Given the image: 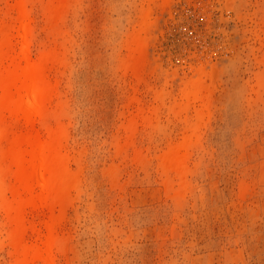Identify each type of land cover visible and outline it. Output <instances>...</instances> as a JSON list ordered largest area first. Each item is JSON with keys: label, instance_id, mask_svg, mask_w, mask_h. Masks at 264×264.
Listing matches in <instances>:
<instances>
[{"label": "rangeland", "instance_id": "obj_1", "mask_svg": "<svg viewBox=\"0 0 264 264\" xmlns=\"http://www.w3.org/2000/svg\"><path fill=\"white\" fill-rule=\"evenodd\" d=\"M143 43L136 47V39ZM0 264H264V0H0ZM48 149L50 185L34 178Z\"/></svg>", "mask_w": 264, "mask_h": 264}, {"label": "bare ground", "instance_id": "obj_2", "mask_svg": "<svg viewBox=\"0 0 264 264\" xmlns=\"http://www.w3.org/2000/svg\"><path fill=\"white\" fill-rule=\"evenodd\" d=\"M143 40L136 39L134 45L140 46ZM19 84V93L16 96H5L0 101V109L21 112L26 118H31L36 113H40L49 94V84L44 81L43 77L30 69L17 72L10 82L3 83L1 89L4 92H12ZM48 149L41 146H32L27 151L18 152L14 156V162H21L24 154L28 153L37 160V164L32 170L34 178L25 179L21 183L25 188H31L34 183L40 185H50L52 180L50 175L54 169L50 168L45 162V153Z\"/></svg>", "mask_w": 264, "mask_h": 264}]
</instances>
